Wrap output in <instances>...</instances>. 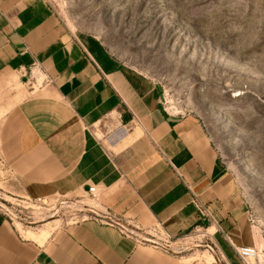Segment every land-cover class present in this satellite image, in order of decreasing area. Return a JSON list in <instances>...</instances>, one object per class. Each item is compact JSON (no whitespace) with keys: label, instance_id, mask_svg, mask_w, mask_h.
Returning <instances> with one entry per match:
<instances>
[{"label":"crops","instance_id":"crops-1","mask_svg":"<svg viewBox=\"0 0 264 264\" xmlns=\"http://www.w3.org/2000/svg\"><path fill=\"white\" fill-rule=\"evenodd\" d=\"M29 74L37 87L0 129V157L24 195L73 198L96 187L99 214L161 223L176 238L203 224L196 195L215 244L243 264L234 247H256L259 236L199 120L168 110L153 80L71 29L47 0H0V82ZM108 120L114 128L102 133ZM38 224L23 230H50L46 239L0 213V264H185L92 218Z\"/></svg>","mask_w":264,"mask_h":264},{"label":"rangeland","instance_id":"rangeland-1","mask_svg":"<svg viewBox=\"0 0 264 264\" xmlns=\"http://www.w3.org/2000/svg\"><path fill=\"white\" fill-rule=\"evenodd\" d=\"M47 1L79 35L153 80L168 110L199 120L243 193L259 236L253 263L264 264V0ZM27 77L0 82V129L9 109L37 87L32 74ZM104 124L102 133L114 128ZM2 203L22 228L49 223L53 229L98 213L86 195L27 197L0 157ZM206 230L189 233L181 241L185 251L175 256L185 264H211L214 240Z\"/></svg>","mask_w":264,"mask_h":264},{"label":"built area","instance_id":"built-area-1","mask_svg":"<svg viewBox=\"0 0 264 264\" xmlns=\"http://www.w3.org/2000/svg\"><path fill=\"white\" fill-rule=\"evenodd\" d=\"M23 77L27 76L24 75ZM86 193L89 197L95 198L97 196V189L96 187H90ZM38 200L42 201L43 199ZM194 203L200 208L203 215V224L195 230H197L196 232H200L204 229L208 231L212 217L208 214L196 195H194ZM0 213L7 217L12 223H16L15 218L21 220L10 211L4 203L0 205ZM89 214L90 215L86 219L92 218L101 224L115 227L123 236L135 240L138 244H148L155 248L165 250L172 255L182 254L185 250L183 245H181V241L190 237L176 238L169 234L161 223L144 228L136 220L124 219L116 215H101L90 212ZM208 235L212 238V234ZM234 250L243 264H254V260L258 257V250L256 247L240 246L234 247ZM208 251L214 255L216 264H231L215 242L212 241V244L208 246Z\"/></svg>","mask_w":264,"mask_h":264},{"label":"bare ground","instance_id":"bare-ground-1","mask_svg":"<svg viewBox=\"0 0 264 264\" xmlns=\"http://www.w3.org/2000/svg\"><path fill=\"white\" fill-rule=\"evenodd\" d=\"M18 227H19L20 231H21L24 235H26V237H28V238H33V239H36V240H43V239H46V238L49 236V234H50V232H47V231H42L40 235L35 234V233H33L32 231L25 232V231H24L25 229L22 228V224H21V223H18L17 228H18ZM23 229H24V230H23ZM212 230H213V229H210L211 232H212ZM207 234H209L208 231H207ZM210 254H211V253H210ZM211 255L214 257L213 254H211ZM214 260H215V257H214Z\"/></svg>","mask_w":264,"mask_h":264},{"label":"water","instance_id":"water-1","mask_svg":"<svg viewBox=\"0 0 264 264\" xmlns=\"http://www.w3.org/2000/svg\"><path fill=\"white\" fill-rule=\"evenodd\" d=\"M28 81V78L27 77H24L23 78V82H27ZM89 188H87V190H88Z\"/></svg>","mask_w":264,"mask_h":264}]
</instances>
